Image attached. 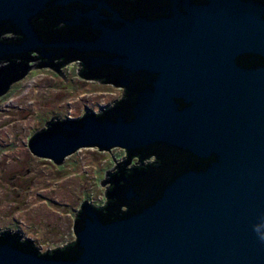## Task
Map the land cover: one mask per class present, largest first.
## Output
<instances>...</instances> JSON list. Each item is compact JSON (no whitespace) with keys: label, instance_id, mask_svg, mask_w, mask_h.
<instances>
[{"label":"water","instance_id":"obj_1","mask_svg":"<svg viewBox=\"0 0 264 264\" xmlns=\"http://www.w3.org/2000/svg\"><path fill=\"white\" fill-rule=\"evenodd\" d=\"M48 1L0 0V25H16L26 39L16 45L0 43L1 55L32 49L35 45L31 42L41 43V33L34 31L31 21L48 8ZM212 1L209 6L189 8L190 17L180 23L181 33L173 43L180 56H187L183 62L193 72L189 79L197 98L192 100L196 116H192L193 109L178 114L173 100L146 101L148 92L139 102L138 119L133 123H125L123 118L117 123H100L88 115L64 124V120L51 117L48 123L59 127L41 129L27 144L33 155L59 166L80 148L106 151L117 145L130 149L167 139L177 143L179 137L175 136L180 131L181 139L188 142L186 147L208 161L198 170L191 164L183 166L155 196L135 193L132 188L122 196L114 194L121 202L105 210L125 206V212L116 211L119 214L103 213L84 202L73 225L78 248L60 257L46 259L29 241V245L18 244L15 235L21 237L17 233L3 232L10 236L0 240V264H264V68H238L230 58L236 50L231 42L224 51H217L215 44L201 35L215 18L237 20L244 15L236 35L238 45L244 48L240 52L264 58V6L241 0H225L236 2L232 6ZM238 4L240 13L235 9ZM130 32L127 45L134 55L141 56L143 32L139 28ZM157 39H162L161 34L153 37L154 42ZM211 62L226 72L223 84L207 80ZM28 64L26 72L46 68L33 61ZM172 71H166L167 76ZM195 72L200 74L198 80ZM162 79L158 84L161 89L167 84ZM3 83L0 80V85ZM147 110L151 112L146 117ZM115 167L105 172L101 187L108 184V174Z\"/></svg>","mask_w":264,"mask_h":264},{"label":"flooded vegetation","instance_id":"obj_2","mask_svg":"<svg viewBox=\"0 0 264 264\" xmlns=\"http://www.w3.org/2000/svg\"><path fill=\"white\" fill-rule=\"evenodd\" d=\"M241 1H251L264 6V0ZM211 2L213 1L49 0L48 8L43 11V13L47 11L42 16L44 19L39 22H37L38 18L35 22L31 21L34 31L37 34L41 33L39 38L41 43L31 42L35 45L32 49L19 53L9 55L0 53V65L3 66H0V80L4 81L0 88L5 87L0 94L4 93L12 82L25 74L29 69L28 63L33 61L39 66L59 73L62 77L64 74L61 69H75L82 87L96 86L91 92L84 91L82 95L86 97L93 95L87 98H93L97 112L94 113L91 108H84L80 118L75 121L92 115L100 123H117L122 118L125 123H133L138 119L139 102L148 92L150 94L146 95V101L173 100L178 105V114H183L187 109H193L192 116H196L197 111L192 100L195 101L197 98L196 93L193 95L194 89L189 79V75L193 72L183 62L187 56L184 54L180 56L173 43L176 39L174 37L181 33L180 23L188 17L189 8L209 6ZM217 4L237 5L236 2L225 0H217ZM235 9L240 13V4ZM237 17V20L236 18L234 20L213 18L208 30L201 35L215 44L217 51H224L223 47H229L228 41L231 42L236 50H232L230 58L238 68L248 69V71L263 69L264 58L261 55L240 52L244 48L238 45L239 39L236 35L240 34L244 15ZM262 17L264 19V12ZM252 23L251 21L250 25ZM5 26L9 27L5 28ZM133 28H139L143 32L141 41L144 46L138 51L142 53L138 57L130 51L129 44L127 45ZM158 34H161L162 39L154 42L153 37ZM0 35L2 36H0L2 38L0 43L5 45L26 42L22 31L11 23L0 25ZM31 53L33 56H30ZM218 67L211 62L206 73L210 84H223L225 81L227 74ZM171 68L174 72L167 76L166 71ZM199 75L195 72L194 79L198 80ZM161 79L167 82L162 89L158 87ZM86 88L89 87L86 86ZM86 88H82L81 92ZM71 93L78 94V91ZM107 98L111 100L110 103L107 101L100 105L97 102ZM150 112L147 110L146 117L150 115ZM75 121L62 122L67 124ZM47 124L45 131L59 127L56 123ZM180 134L179 131L175 136L179 137L177 143L167 139L157 140L148 145L136 144L130 149L115 145L106 150L119 148L124 151L125 158L117 163L112 173L108 174L109 187L105 189L107 201L102 209L109 208L108 205L111 203L109 199H114V194L122 196L126 190L132 188L135 193L138 191L143 195L155 196L160 192L163 183L174 179L183 166L191 164L195 170L203 166L208 159L187 148L188 142L183 141V136ZM116 158L113 157V159ZM115 202L121 201L115 199ZM122 207L126 208L123 205ZM15 237L21 240L16 235Z\"/></svg>","mask_w":264,"mask_h":264},{"label":"rangeland","instance_id":"obj_3","mask_svg":"<svg viewBox=\"0 0 264 264\" xmlns=\"http://www.w3.org/2000/svg\"><path fill=\"white\" fill-rule=\"evenodd\" d=\"M61 72L65 83L49 68L27 71L0 95V233H17L41 252L76 240L73 225L81 205L105 206L109 184L99 183L125 157L119 148L108 153L84 147L56 166L29 151V139L47 129L44 124L51 117L75 121L84 108L97 112L93 98H87L93 95H82L96 86L85 85L89 88L81 92L84 87L75 69ZM75 91L78 94L71 93ZM107 101L111 102H97Z\"/></svg>","mask_w":264,"mask_h":264},{"label":"trees","instance_id":"obj_4","mask_svg":"<svg viewBox=\"0 0 264 264\" xmlns=\"http://www.w3.org/2000/svg\"><path fill=\"white\" fill-rule=\"evenodd\" d=\"M45 13H47V11L46 12H44L43 14H41V16H39V17H35V18H33V22H35L36 21V19H37V22H39V21H42L44 18L42 17V16H44V14ZM9 26H5V28H8ZM1 36V35H0ZM2 37V36H1ZM0 37V42H2V38ZM110 200V204L108 205V206H111V204H115V198L114 199H109ZM98 211H102L103 213H107V214H109V213H113V214H119V213H116V211L117 212H120L121 213V211L122 212H125V210H127V208H125V209H123V208H121V207H118V208H113V209H111V210H109V211H106L105 209H101V208H96ZM8 236H10L8 233H0V240H3L4 241V239H6V238H8ZM18 240V239H17ZM25 240H18L17 242H18V244H22V243H24V244H28V242L26 243V242H24ZM76 241H74V242H71V243H68V244H66V245H64V246H62V247H59V248H55V249H52V250H46V251H44V252H41V251H39V255H41V256H43L44 258H46V259H52V258H56V257H60L61 255H63V254H65L66 252H68V251H70V250H72V249H77L78 248V246H77V244L75 243ZM29 245V244H28ZM31 245V244H30ZM34 246V245H33Z\"/></svg>","mask_w":264,"mask_h":264}]
</instances>
